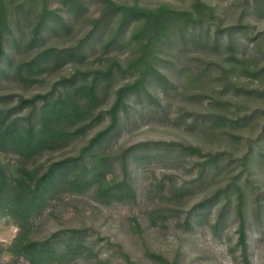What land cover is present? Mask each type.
Segmentation results:
<instances>
[{"label":"rangeland","instance_id":"1","mask_svg":"<svg viewBox=\"0 0 264 264\" xmlns=\"http://www.w3.org/2000/svg\"><path fill=\"white\" fill-rule=\"evenodd\" d=\"M48 49L69 53L17 72ZM107 70L60 147L0 151L26 195L59 163L98 185H54L22 232L13 204L0 248L22 233L51 264H264V0H0V126L33 128L45 100Z\"/></svg>","mask_w":264,"mask_h":264},{"label":"trees","instance_id":"2","mask_svg":"<svg viewBox=\"0 0 264 264\" xmlns=\"http://www.w3.org/2000/svg\"><path fill=\"white\" fill-rule=\"evenodd\" d=\"M133 11L137 10L127 9L126 12L130 14ZM151 22L154 24L156 36L159 34L162 35V31L165 30V22H160L155 19ZM68 53L67 50H45L29 63L17 66V72L23 68L30 73L41 72L43 64L48 61H53L56 64ZM110 77V70L104 73H95L92 80L84 79L75 84L71 90H62L56 100H45L37 110L38 119L33 128L22 129L20 131L12 124H3V126H0V151L12 150L19 156L26 157L38 150H51L60 147L70 137L68 131L69 126H76L92 112V104L97 100L96 91L99 82L109 80ZM132 88L134 87L128 90ZM125 91V89L119 90L117 96L120 97ZM107 134L108 130L101 132L94 137L92 143L101 140ZM20 171L21 166L19 163L6 162L3 168L0 167V215H3L7 209L15 210L16 207L13 204L19 207L18 211H21L22 215H18L16 219L18 220L17 226L21 232L24 229V221H26L34 210L43 206L44 196L49 193V190L54 185L66 180L68 184H71L75 188V191L79 192L84 186L94 188L95 185H98L96 183H99V180L96 179L95 170L92 168L88 170L89 177L87 179L82 177H76L73 180L66 179L65 164L59 163L49 167L38 177L26 195L18 191L21 185L18 182L19 180L17 181L16 176L20 175ZM124 186L125 184L118 183L111 186L103 185L102 188L105 194L117 198V196L121 195V192H125L123 189ZM99 189H101L100 186H97V191ZM14 215L16 214L14 213ZM21 234L19 233L7 248H0V253H8L15 258L24 257L30 264H51L54 262L57 253L48 241L24 242L22 236L20 237ZM240 241L244 243L243 231L241 232Z\"/></svg>","mask_w":264,"mask_h":264}]
</instances>
